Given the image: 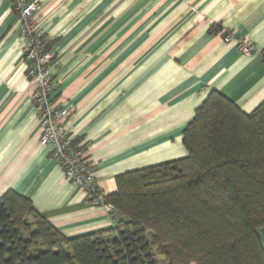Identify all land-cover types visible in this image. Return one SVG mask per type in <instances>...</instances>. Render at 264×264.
Segmentation results:
<instances>
[{"label":"crops","instance_id":"obj_1","mask_svg":"<svg viewBox=\"0 0 264 264\" xmlns=\"http://www.w3.org/2000/svg\"><path fill=\"white\" fill-rule=\"evenodd\" d=\"M36 1V27L59 60L54 105L70 111L66 132L104 196L121 175L186 158L183 133L211 92L245 114L264 102V0ZM216 28L255 52L241 54ZM25 44L0 0V198L29 199L66 237L112 228L40 145Z\"/></svg>","mask_w":264,"mask_h":264},{"label":"trees","instance_id":"obj_2","mask_svg":"<svg viewBox=\"0 0 264 264\" xmlns=\"http://www.w3.org/2000/svg\"><path fill=\"white\" fill-rule=\"evenodd\" d=\"M183 145L186 158L117 178L112 228L66 237L7 191L0 264H264V102L245 114L211 92Z\"/></svg>","mask_w":264,"mask_h":264},{"label":"built area","instance_id":"obj_3","mask_svg":"<svg viewBox=\"0 0 264 264\" xmlns=\"http://www.w3.org/2000/svg\"><path fill=\"white\" fill-rule=\"evenodd\" d=\"M10 2L19 18L21 34L26 41L24 61L28 80L34 88L33 103L42 132L40 145L51 149L52 157L62 167L66 178L88 193L94 207L105 209L116 220L117 211L105 202V196L96 188L95 177L84 158V152L73 145L66 132L65 122L70 111L59 110L54 105L53 73L59 66V60L46 51L42 33L36 27L35 17L39 11V4L36 0ZM223 34L225 42H237L241 54L249 56L255 52L251 44L244 39H238L227 32Z\"/></svg>","mask_w":264,"mask_h":264},{"label":"rangeland","instance_id":"obj_4","mask_svg":"<svg viewBox=\"0 0 264 264\" xmlns=\"http://www.w3.org/2000/svg\"><path fill=\"white\" fill-rule=\"evenodd\" d=\"M264 231V230H263Z\"/></svg>","mask_w":264,"mask_h":264}]
</instances>
